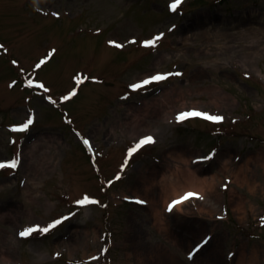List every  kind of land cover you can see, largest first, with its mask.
Instances as JSON below:
<instances>
[{"label":"rangeland","instance_id":"rangeland-1","mask_svg":"<svg viewBox=\"0 0 264 264\" xmlns=\"http://www.w3.org/2000/svg\"><path fill=\"white\" fill-rule=\"evenodd\" d=\"M172 2L0 0V163L18 157L0 168V215L17 216L0 264H264V0ZM176 84L179 113L224 119L178 113L135 139L133 109Z\"/></svg>","mask_w":264,"mask_h":264},{"label":"bare ground","instance_id":"bare-ground-1","mask_svg":"<svg viewBox=\"0 0 264 264\" xmlns=\"http://www.w3.org/2000/svg\"><path fill=\"white\" fill-rule=\"evenodd\" d=\"M149 74H146L143 76L139 74L136 80L146 78V76ZM183 95L186 96V93L182 91V87L180 88V85L176 84L166 89V91L158 93L155 97L141 102L142 105L133 109L135 113L129 123L132 125L131 127L133 128L134 133L136 134L135 139H138L143 135L149 134L148 125L152 121L158 122L164 119L170 120L175 114H178L182 110L180 101ZM34 152L35 154H38L40 156L39 149H34ZM37 166H40L39 168L40 171L46 170L44 163H39ZM38 173L39 172H37V174ZM31 184L32 183H30V186ZM34 193H35V190L33 189V191L29 193L30 198L33 197ZM159 213L160 211L158 209L156 212V215H158ZM9 219L15 220L17 219V216L15 214L12 215L10 213H4L0 215V221L9 220ZM90 231L91 230L87 229L88 233ZM95 234H96V229H95ZM141 246H144V245H141ZM126 250L128 251L127 253H125V261H130L133 257L136 256L134 252L135 249L131 248L130 250L129 249H126ZM256 253L257 251L254 250V255H256ZM2 254H0L1 259L11 263L10 255L7 252H4ZM91 256H93V254ZM136 258H140V257H136ZM149 258H152L154 261L159 260V253H155ZM139 261L144 263L146 261V258L142 257V259ZM215 262H219L218 259H216ZM240 264H243V260L240 261Z\"/></svg>","mask_w":264,"mask_h":264},{"label":"snow or ice","instance_id":"snow-or-ice-1","mask_svg":"<svg viewBox=\"0 0 264 264\" xmlns=\"http://www.w3.org/2000/svg\"><path fill=\"white\" fill-rule=\"evenodd\" d=\"M182 3H183V0H173V2L170 5V9L173 12H175V11L178 10L179 6ZM159 39H160V37L157 36V37H155L152 40L144 41L143 42L144 46L145 47L154 46ZM131 42L135 43V41H131ZM110 43L114 44L116 47H123V45L118 44L115 41H110ZM44 62L45 61L42 60L40 62V64H43ZM40 64H38L37 67H40ZM169 75H180V73H169L167 75L157 74V75L151 76L150 78L145 79V80H143V81H141L139 83L133 84L130 87L133 88L134 90L135 89H140V88H143L145 85H148V84L152 83L153 81L165 80V79H167V76H169ZM80 82H82V81H80V80L77 81V83H80ZM28 85L29 86L32 85V81L31 80L28 81ZM40 86L43 87V85H40ZM71 95H75V91H73V93H71ZM68 98L69 97H67V96L64 97V99H68ZM190 117H201V118H203L205 120L214 121V122H220V121H222L224 119L221 116H214V115H211L209 113L201 112V111H198V110H190V111H187V112L179 113L177 115L176 119H177L178 122H182L184 120H187ZM32 123H33V120L31 118H29L22 125L14 126L12 130L13 131H19V132L26 131ZM153 142H154V140H153V138L151 136L142 138L132 149L129 150L128 155L131 156L132 153L136 152L142 146H144L146 144L153 143ZM84 143L88 144L89 142L87 140H85ZM17 163H18V160H13V161H11L8 164L0 163V168H4V167L15 168L17 166ZM125 163H127V161ZM117 179H119V176L117 177ZM193 197H199V194L198 193H192V192L186 193L182 197L172 201L168 205V209L167 210L169 212H171L174 207H176L177 205H179V204H181V203H183V202H185V201H187V200H189V199H191ZM136 202L140 203V204L145 203L144 201H140V200H137ZM76 203L78 205H87V204H96V203H98V201H95V200L90 199L87 196H85L83 199L76 201ZM66 219H68V217H63V218H61L59 220H56V221L48 224L46 227H42L40 225H34V226H31V227L25 228L23 231H21L19 233V235L21 237H28V236L32 235L33 233H37V232L40 233V234L47 233L51 229L55 228L57 225L62 223L63 220H66ZM203 243H207V240H205ZM199 247H202V245L198 246L197 250L199 249Z\"/></svg>","mask_w":264,"mask_h":264}]
</instances>
